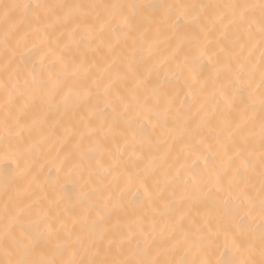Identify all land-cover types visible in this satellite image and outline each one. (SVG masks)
Here are the masks:
<instances>
[{
	"label": "snow or ice",
	"instance_id": "1",
	"mask_svg": "<svg viewBox=\"0 0 264 264\" xmlns=\"http://www.w3.org/2000/svg\"><path fill=\"white\" fill-rule=\"evenodd\" d=\"M0 161V264H264V0H0Z\"/></svg>",
	"mask_w": 264,
	"mask_h": 264
},
{
	"label": "bare ground",
	"instance_id": "2",
	"mask_svg": "<svg viewBox=\"0 0 264 264\" xmlns=\"http://www.w3.org/2000/svg\"><path fill=\"white\" fill-rule=\"evenodd\" d=\"M0 163H3V162H2V161H0ZM13 167H15V166L13 165ZM68 187H70V188H71V187H73V185L69 184V185H68Z\"/></svg>",
	"mask_w": 264,
	"mask_h": 264
}]
</instances>
